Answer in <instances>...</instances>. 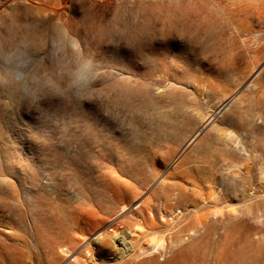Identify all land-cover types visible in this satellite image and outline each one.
Here are the masks:
<instances>
[{"label":"rangeland","instance_id":"374dc122","mask_svg":"<svg viewBox=\"0 0 264 264\" xmlns=\"http://www.w3.org/2000/svg\"><path fill=\"white\" fill-rule=\"evenodd\" d=\"M55 23L97 73L0 86V264H264V0H0V40Z\"/></svg>","mask_w":264,"mask_h":264},{"label":"clouds","instance_id":"9594fccd","mask_svg":"<svg viewBox=\"0 0 264 264\" xmlns=\"http://www.w3.org/2000/svg\"><path fill=\"white\" fill-rule=\"evenodd\" d=\"M96 73L93 59L60 23L43 37L25 31L0 40V86L10 87L38 114L44 98L90 100Z\"/></svg>","mask_w":264,"mask_h":264},{"label":"bare ground","instance_id":"6f19581e","mask_svg":"<svg viewBox=\"0 0 264 264\" xmlns=\"http://www.w3.org/2000/svg\"><path fill=\"white\" fill-rule=\"evenodd\" d=\"M222 111V110H221ZM127 232L125 233L124 232V234L121 236V237H117V236H115V237H113L109 242H105V238H104V235H99L100 237H99V242H98V244H100V246H99V250L100 251H103L104 249H109V250H113V251H115V252H124L125 251V247L126 246H128L127 245V239L129 238H127ZM96 241H98V240H96ZM122 246V247H121ZM127 248V247H126ZM130 249H132L131 247H130ZM129 249V250H130ZM127 250V249H126ZM128 250V251H129ZM61 253H63V255H68L69 254V250H68V248L67 247H65V248H61ZM132 251V250H131ZM118 252V253H119ZM125 254V253H124ZM62 255V257H64ZM127 255V254H126ZM153 255V254H152ZM122 259V258H121ZM95 260V259H94ZM92 263H93V261H92ZM101 263H105V259H98V261L97 260H95L94 261V264H101Z\"/></svg>","mask_w":264,"mask_h":264}]
</instances>
